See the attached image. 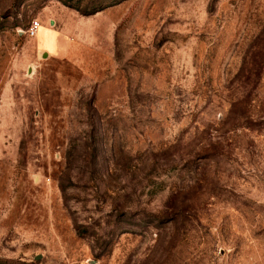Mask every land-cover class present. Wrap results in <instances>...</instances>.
<instances>
[{"label": "rangeland", "instance_id": "1", "mask_svg": "<svg viewBox=\"0 0 264 264\" xmlns=\"http://www.w3.org/2000/svg\"><path fill=\"white\" fill-rule=\"evenodd\" d=\"M0 264H264V0H0Z\"/></svg>", "mask_w": 264, "mask_h": 264}, {"label": "built area", "instance_id": "2", "mask_svg": "<svg viewBox=\"0 0 264 264\" xmlns=\"http://www.w3.org/2000/svg\"><path fill=\"white\" fill-rule=\"evenodd\" d=\"M40 28V24L37 21L31 22L29 27L27 28L25 34L27 37H35L38 33V30Z\"/></svg>", "mask_w": 264, "mask_h": 264}, {"label": "trees", "instance_id": "3", "mask_svg": "<svg viewBox=\"0 0 264 264\" xmlns=\"http://www.w3.org/2000/svg\"><path fill=\"white\" fill-rule=\"evenodd\" d=\"M102 10V7H97V8H95V9H93L92 11H90V12H88V11H80V10H77V11H79V13L81 14V15H83V16H90V15H94V14H96L97 12H99V11H101ZM174 221L172 220V223H173Z\"/></svg>", "mask_w": 264, "mask_h": 264}]
</instances>
